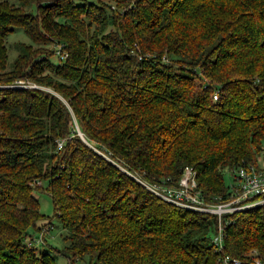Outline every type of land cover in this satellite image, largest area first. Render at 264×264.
<instances>
[{
	"label": "trees",
	"instance_id": "16d2710c",
	"mask_svg": "<svg viewBox=\"0 0 264 264\" xmlns=\"http://www.w3.org/2000/svg\"><path fill=\"white\" fill-rule=\"evenodd\" d=\"M15 28L27 43L8 60ZM263 142L264 0H0V264H55L34 192L68 264L264 262V206L223 215L215 252L213 215L135 180L174 185L189 166L223 200L221 171Z\"/></svg>",
	"mask_w": 264,
	"mask_h": 264
},
{
	"label": "built area",
	"instance_id": "2783aa9c",
	"mask_svg": "<svg viewBox=\"0 0 264 264\" xmlns=\"http://www.w3.org/2000/svg\"><path fill=\"white\" fill-rule=\"evenodd\" d=\"M12 87L23 86L22 81H14ZM26 86L35 87L33 84ZM215 99L216 95H211ZM61 141L56 142V147ZM232 182L227 186L226 197L222 199L205 200L195 187L194 170L189 166H183L174 185H165L160 180L151 184L143 182L141 185L155 197L174 207L213 215L215 218V230L210 242L215 252L222 248V224L223 215L232 214L242 209L254 206H264V165L237 164L229 168ZM136 180V178H135ZM38 183V182H36ZM45 227L40 228L35 238L26 241V245L41 242ZM245 264H264L261 260L253 258ZM217 264H242L241 261L227 255H219Z\"/></svg>",
	"mask_w": 264,
	"mask_h": 264
},
{
	"label": "rangeland",
	"instance_id": "374dc122",
	"mask_svg": "<svg viewBox=\"0 0 264 264\" xmlns=\"http://www.w3.org/2000/svg\"><path fill=\"white\" fill-rule=\"evenodd\" d=\"M77 1V0H76ZM16 42H24L27 43L26 37L23 35L20 29L15 28L10 32L4 39V44L6 49H9L7 51V57L8 60H11V58L14 56V53L10 51L12 45ZM255 163L256 166L259 167L261 165H264V142L261 144V151L258 155L255 157ZM221 176L223 180V184L225 186H228L231 184V173L228 168H225L221 171ZM137 181H141L140 178L136 177ZM34 198L38 202L39 212L43 215V220H41V224H44L46 222H50V230L48 232H44V243H45V249L50 252L55 260V264H68L67 260L61 256L59 253L62 249V241H61V235L62 231L59 227V225L56 223L55 219L52 216V205L48 198V196L44 192H34L33 193ZM43 221V223H42ZM42 225L40 228H43ZM28 235L33 239L37 236V232L33 229L29 228L27 230ZM33 246L36 247V249H41L40 246L37 247V244L33 243ZM71 264H89L87 257H83L81 260H73Z\"/></svg>",
	"mask_w": 264,
	"mask_h": 264
}]
</instances>
